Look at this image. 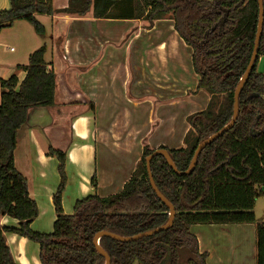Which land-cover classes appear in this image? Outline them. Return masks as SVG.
<instances>
[{"label":"trees","instance_id":"1","mask_svg":"<svg viewBox=\"0 0 264 264\" xmlns=\"http://www.w3.org/2000/svg\"><path fill=\"white\" fill-rule=\"evenodd\" d=\"M10 9L0 12V31L18 21L29 23L43 37L45 26L38 16L155 21L170 19L179 36L192 50V64L199 76L197 91L211 97L208 108L189 118L194 129L185 147L166 150L177 170L186 172L197 147L228 125L234 113V93L251 60L259 20L258 0H69L56 9L53 0H9ZM46 46L29 57L20 82L16 75L1 80L0 103V221L11 218L17 227H0V264H16L5 234L38 243L41 264H106L95 237L109 232L131 238L165 226L169 208L154 192L146 160L155 150L145 142L143 155L132 178L120 194L89 196L64 213L66 155L50 148L59 160L60 185L54 195L56 213L53 232L38 233V218L27 180L18 172L14 155L19 131L27 124L31 109L55 104L56 74L47 69ZM264 56V25L253 70L239 97V116L234 127L208 145L191 175H178L162 156L151 161V173L159 192L173 205L176 216L171 228L134 242L100 238L111 264H207L200 253L194 226L256 224L255 206L264 197V74L257 72ZM92 187L97 189L96 177ZM256 264H264V224L256 226Z\"/></svg>","mask_w":264,"mask_h":264},{"label":"crops","instance_id":"2","mask_svg":"<svg viewBox=\"0 0 264 264\" xmlns=\"http://www.w3.org/2000/svg\"><path fill=\"white\" fill-rule=\"evenodd\" d=\"M54 1L56 9L68 7L69 0ZM10 7L9 0H0V12ZM38 19L45 26V36H38L32 26L11 34L12 42L23 46L19 55L9 54V43L1 42L6 29L0 31V81L16 75L21 82L26 72L19 68L27 66L30 55L41 48L38 37L48 36L45 62L57 77L55 104L30 110L18 134L14 160L39 210L31 228L50 234L53 229L48 225L54 226L57 218L53 198L61 181L60 163L48 155L50 148L66 155L62 205L64 213L71 215L75 204L89 196L120 194L137 169L145 142L155 151L161 146L184 148L186 136L195 132L189 118L205 111L211 97L197 91L199 76L193 68L192 50L170 19L155 21L151 27L143 21L95 19L92 11L83 17L61 14ZM257 72L264 74V56ZM1 93L0 86V103ZM95 177L97 189L92 187ZM17 225L7 217L0 221V227ZM204 227L194 226L191 231L200 253L208 254L207 264H228L226 246L203 236ZM222 237L230 250L240 241ZM5 239L16 264H41L38 243L10 233ZM256 242L255 234L254 264Z\"/></svg>","mask_w":264,"mask_h":264},{"label":"water","instance_id":"3","mask_svg":"<svg viewBox=\"0 0 264 264\" xmlns=\"http://www.w3.org/2000/svg\"><path fill=\"white\" fill-rule=\"evenodd\" d=\"M258 5H259V20H258V27H257V34H256L254 50H253V54H252L251 60L249 62V65H248V67H247V69L245 71V74H244L243 78L241 79V81H240L239 85L237 86V88L235 90V93H234V113H233V117H232L231 122L228 125H226L223 129H221L217 134H215L212 137L206 139L205 141H203L197 147V150L195 151V154H194V157H193V159L191 161V164H190V166H189V168H188V170L186 172L181 173V172H179L177 170L174 162L172 161L169 153L166 150L158 149L150 157L147 158L146 163H147V170H148L151 186H152L154 192L156 193V195L158 196V198L169 208V210H170L169 222L165 226H163V227H161V228H159L157 230H154V231H151V232H148V233H144V234H141V235H137V236H134V237H131V238L121 237V236H118V235H115V234H112V233H109V232H103V233L98 234L95 237L94 242H95V245L97 247L98 252L102 256H104L106 258V264H111V259L108 256V254L101 248L100 242H99L100 238L108 237V238L114 239V240L119 241V242H134V241H137V240H139L141 238L150 237V236H153V235H156V234L160 233L161 231L167 230V229L171 228L173 223H174V219H175V216H176L175 208L159 192V190L157 189V187L155 185L153 177H152L151 161L153 160V158L157 157V156H162L166 160V162L168 163L170 168L176 174H178V175H191L193 173L195 167H196V164H197V161H198V158H199L201 152L208 145H210L215 140H217L219 137H221L224 133H226L227 131L231 130L234 127V125L236 124L238 116H239V97H240L241 91H242L245 83L247 82V80H248V78L250 76V73L253 70V67L255 65L256 59L258 57V50H259V46H260V42H261V38H262V33H263L264 0H258Z\"/></svg>","mask_w":264,"mask_h":264},{"label":"rangeland","instance_id":"4","mask_svg":"<svg viewBox=\"0 0 264 264\" xmlns=\"http://www.w3.org/2000/svg\"><path fill=\"white\" fill-rule=\"evenodd\" d=\"M54 1V0H53ZM55 2V1H54ZM39 21L41 19H38ZM41 22V21H40ZM16 27H14L12 30L6 29L5 33H4V41L5 43H9V48L13 49L14 53H11V51L9 50V54L12 56L14 55H19L22 51H23V46H21L17 40H15V43H13V39L11 37V34L16 33L17 30H19V33H22L24 31V28L27 26H31L29 23L27 22H22V23H18L17 25H15ZM60 29L62 31H65V28H62V26L64 25H59ZM64 29V30H63ZM5 30V29H4ZM40 42L42 43L41 45L44 46H48L50 45V40H48V36L46 35L45 39H42L40 37H38ZM5 45V44H4ZM41 46V47H42ZM38 49V48H37ZM6 50V49H4ZM255 217H256V224H249V225H230L232 226L231 229H220V226H212V228H210L209 226L204 227L201 230V233L203 236H207L209 237L211 240H214L215 242H218L220 247H224L226 246V252L229 253V258H225L226 261L228 259L229 263L228 264H254V260L252 259L253 257V251L251 249L252 246V241H253V236L256 234V226L257 224H264V197H260L257 202H256V206H255ZM46 222L43 221L42 224H45ZM53 229V225L50 226V224L48 225V229ZM240 227V228H237ZM242 227V228H241ZM234 237L235 240H239L240 241L238 243L233 244L232 249L230 250L228 248V245L224 243L225 240H223V237ZM246 238V241H244L242 238ZM230 245V244H229ZM221 255H225L224 250H222ZM219 255V257H223Z\"/></svg>","mask_w":264,"mask_h":264}]
</instances>
